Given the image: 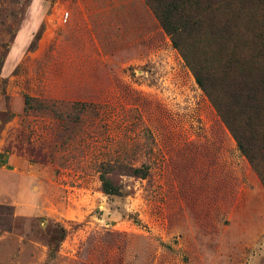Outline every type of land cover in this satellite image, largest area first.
Instances as JSON below:
<instances>
[{"label": "rangeland", "instance_id": "rangeland-1", "mask_svg": "<svg viewBox=\"0 0 264 264\" xmlns=\"http://www.w3.org/2000/svg\"><path fill=\"white\" fill-rule=\"evenodd\" d=\"M199 3L180 42L236 112L216 38L255 52L264 0ZM0 205V264H264V186L145 0H0Z\"/></svg>", "mask_w": 264, "mask_h": 264}, {"label": "trees", "instance_id": "trees-1", "mask_svg": "<svg viewBox=\"0 0 264 264\" xmlns=\"http://www.w3.org/2000/svg\"><path fill=\"white\" fill-rule=\"evenodd\" d=\"M145 2L158 20L160 27L170 36L172 46L178 50L192 71L196 83L211 101L236 141L238 149L246 157L264 186V168L258 164V161H264V38L262 35L256 38V51L249 50L248 54V41L240 36L242 33L235 21L231 24L229 21V33L219 39L216 38L218 40L216 53L219 60L224 61L223 74L228 76L226 81L227 87L230 88L228 107L237 108L236 112H232L221 105L223 103L221 99L218 101V98L213 95L208 78H204L196 70L180 42V39H183L181 35L188 36V33L199 25L200 18L197 14L200 9L199 0H145ZM239 16H242L241 20H248V8L244 7ZM256 64H260L261 67H256ZM240 116L243 119L239 122L237 118ZM247 130L251 133V138L254 139L256 135L261 137V144L256 146V156L248 149ZM98 173L103 193L120 195L121 185L114 180L115 175L145 178L148 175V168L144 165L135 167L119 162H101ZM12 216L11 206L0 205L2 231L11 229Z\"/></svg>", "mask_w": 264, "mask_h": 264}]
</instances>
